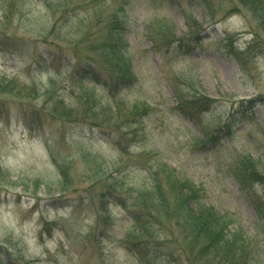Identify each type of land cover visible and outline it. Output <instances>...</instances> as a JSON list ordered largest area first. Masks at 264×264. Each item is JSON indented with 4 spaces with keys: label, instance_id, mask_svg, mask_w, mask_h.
Masks as SVG:
<instances>
[{
    "label": "rangeland",
    "instance_id": "obj_1",
    "mask_svg": "<svg viewBox=\"0 0 264 264\" xmlns=\"http://www.w3.org/2000/svg\"><path fill=\"white\" fill-rule=\"evenodd\" d=\"M49 1L55 11L60 5L58 14L80 3L77 10L92 18L85 34L72 27L80 40L98 29L99 12L124 2ZM45 3L0 0V79L76 100L79 90L68 82L73 66L62 60L75 52L58 44L67 20L78 21L74 12L62 13L57 23ZM122 6L139 80L119 92L124 101L87 80L106 102L107 118L89 111L78 122L66 120L47 111L38 92L0 93V264H209L214 253L185 228L183 217L163 221L157 211L156 191L177 194L183 183L198 188L207 210L228 214L239 234L264 236V182H258L264 177V0H131ZM165 25L183 42L180 50L175 43L164 49ZM41 51H48L42 58L50 67L37 62ZM195 96L199 107L176 109ZM147 103L151 112L137 142L117 140L121 148L92 130L120 136L119 111ZM253 169L260 173L255 179ZM110 181L120 187L102 205ZM126 242L135 243V252Z\"/></svg>",
    "mask_w": 264,
    "mask_h": 264
},
{
    "label": "trees",
    "instance_id": "obj_2",
    "mask_svg": "<svg viewBox=\"0 0 264 264\" xmlns=\"http://www.w3.org/2000/svg\"><path fill=\"white\" fill-rule=\"evenodd\" d=\"M242 1L240 0V2ZM130 2L131 0H124L123 3L126 5ZM123 3H121V7L118 9L110 10L107 8L109 12H99L95 18L98 29L89 33L92 37L88 36V38H82L81 40L76 36V30L72 29V27L77 26V29L82 28L83 34H85L87 27H89L88 23L92 18L82 15L77 10V6L80 3L66 7L60 14H58L61 11L59 8L60 5L57 6L55 11L53 1H46L45 3L49 9H53L57 23L62 13L68 17L74 12V18L78 21L77 23L71 24L70 20H67L69 29L66 35L62 36V43L58 44L59 48L72 49L75 52L74 58L67 57L62 60L68 65L73 66L68 82L73 85V89L78 88L79 90L78 94H76V100L68 101L66 97L56 94L51 88L41 90L37 88V85L28 88L15 78L0 79V93L6 91L15 96H19V94L25 95L27 89L38 92V98L46 106L47 111L52 109L53 112L66 118V120L78 122L81 120L79 116L89 111L92 112V118L99 120L100 117L102 120L107 118L105 115L109 111L102 110L105 109L106 102L97 99L96 91L90 89L87 80L103 83L109 89L108 93L111 99L121 100L123 99L119 96V92L124 88L127 90L133 88V84L139 80L138 75L133 71L132 61L129 55L130 45L124 35V29L128 24V16L126 8L122 6ZM245 4H247L246 1ZM61 28L59 29L62 30ZM57 30L58 27L55 24L50 30V33H56ZM164 30L167 31V45L164 49L170 50L172 43H175L178 47L175 49L180 50L183 42L174 38L173 29L165 25ZM96 32L98 33L97 36H95ZM165 40L162 37L161 41ZM155 44L157 47L158 39H156ZM46 52L41 51L38 55L39 57H37V62L41 67L45 65L46 67H50V64H52L47 62L48 59L42 58ZM52 52L56 53L57 51L56 49H49V53L52 54ZM54 85L56 86V84ZM199 99H201L199 96H195L192 100L183 101L176 109L187 110L183 109L185 107L184 104L187 106L192 104L194 107H199ZM123 101H120V103ZM150 112L151 106L148 103L146 107L124 108L119 111V113L123 114H121L122 120L119 124L121 138L117 134L110 133L111 135H108L106 133L108 131L100 127H92L94 128L92 130L98 131L102 138H110L111 142L123 148L122 144L117 140L122 139L127 145L139 141L141 139L139 137L143 134V128L146 124V117H149ZM31 128L39 132L42 130L35 126ZM115 130L117 129L115 128ZM215 136L212 137L213 142L217 139V136ZM241 167L243 168V166ZM259 174L256 169H253L250 178L255 179V177L260 176ZM240 177L241 184H243L246 181L247 170ZM258 178H261L258 182H264V177ZM183 184L179 189L180 193L177 194L169 191L170 193L166 195L162 190L156 191L157 201H155V204L161 205L158 206L157 211L163 213L165 217L168 215L169 220H173L178 215L183 217L185 228L191 230V233L192 230L193 232L196 231V236L198 241L201 240L202 247H205L209 253H214V258L210 259L209 264H258L264 261V236L258 235L255 238H248L245 235L239 234L238 229L232 226V220L228 218V214L220 213L217 210H207L206 206L203 205L202 196H200L198 188L196 186L188 187L185 183ZM246 186H249V184L247 183ZM119 187L118 181L106 183V191L103 193V197L106 198L109 196V198H103L102 205L103 202L105 204L104 200L108 202L111 199L113 200V197L117 195L116 192ZM184 187L186 189L188 188L187 193L181 195ZM167 217L162 220L164 221ZM145 224L151 226L147 222ZM126 243L128 244V242ZM134 244L132 242V244L128 245L135 252L133 248ZM169 246L170 244L167 247ZM164 259L166 257H163Z\"/></svg>",
    "mask_w": 264,
    "mask_h": 264
}]
</instances>
